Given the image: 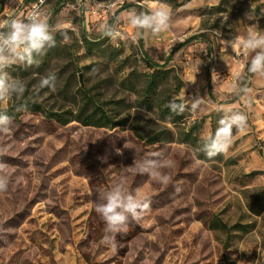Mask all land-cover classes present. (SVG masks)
<instances>
[{"label": "rangeland", "instance_id": "obj_1", "mask_svg": "<svg viewBox=\"0 0 264 264\" xmlns=\"http://www.w3.org/2000/svg\"><path fill=\"white\" fill-rule=\"evenodd\" d=\"M60 1L61 11L54 14ZM175 1H158L171 7V27L144 35L143 50L164 66L174 46L198 36L165 65L181 81L180 92L173 95L174 86L159 91L166 105L197 96L203 103L195 112L172 111L166 121L137 107L151 68L139 46V29L128 22L129 12L138 8L119 12L125 5L146 11L148 0H45L42 12L50 25H59L70 39L58 31L56 45L38 57V65L9 69L26 91L0 107L13 110L18 102H31L44 112L76 115L87 95L115 123H128L109 129L72 119L64 125L41 111H15L11 134H0V147L6 149L0 163L9 177L7 191L0 192V264H264V213L255 216L247 207L264 188V75L252 74L240 87L255 53L241 49L237 55L222 43L246 35L257 22L245 13L258 18L264 31V0ZM29 6L23 0H0V21L22 15ZM106 7L105 20L90 13ZM105 26L118 29L121 38L106 36ZM85 38L104 43L90 51ZM52 73L55 90L37 91L40 79ZM193 79L195 84L188 83ZM228 106L248 116L247 130L233 129L227 154L208 159L193 153L202 136L215 134L223 115L218 109ZM136 122L145 138L171 131L174 141H141L130 131ZM195 125L200 126L193 134L196 145L183 143ZM165 146L176 162L165 170L173 178L167 186L132 167L134 160ZM196 159L204 163L196 165ZM109 166L114 168L104 175ZM117 183L128 191L141 188L151 207L141 223L131 222L126 234L116 236L112 247L101 243L104 223L94 209L99 195ZM212 222L219 227L211 229ZM236 225L229 231L221 227Z\"/></svg>", "mask_w": 264, "mask_h": 264}, {"label": "clouds", "instance_id": "obj_2", "mask_svg": "<svg viewBox=\"0 0 264 264\" xmlns=\"http://www.w3.org/2000/svg\"><path fill=\"white\" fill-rule=\"evenodd\" d=\"M43 0H40V4ZM172 10L168 4H154L148 0L147 10L137 12L135 9L128 14V22L134 29L142 30L146 36L151 33L153 36L168 31L171 27ZM248 20H255L256 23L249 25L246 35L237 36L230 40H223L225 50L229 47L237 55L244 53H255L250 61L248 72L264 75V31L259 30L258 18L245 13ZM60 31L64 40L70 39L66 32L62 31L59 25H50L47 16L41 11L39 5L26 14L14 16L0 21V104L12 101L14 97H22L26 91L23 81L14 78L8 71L13 66H33L39 64L38 57L43 56L47 49L56 45L55 33ZM104 34L113 41L121 38L122 33L113 27L105 26ZM56 75L54 73L42 77L37 86V91L48 88L55 90ZM196 79L188 83L195 84ZM242 91H247L243 89ZM203 103L198 96L191 101L185 99L177 104L170 102L169 107L176 114L190 108L195 112ZM26 105H20L17 111L26 110ZM223 113L218 121L215 134L202 136V144L199 148L193 149V153H203L208 159L220 154H227L233 141V129L238 133H244L248 127V116L231 106L218 109ZM13 118L6 113L0 112V134L10 135ZM167 146L159 151L147 154L141 160H134L132 167L140 175H148L155 182L167 186L172 183V176L165 171L176 166L175 160L167 154ZM5 148L0 147V155L4 154ZM204 161L196 159L195 164L201 165ZM6 165L0 163V192L7 191L9 177L6 172ZM114 166L103 170L107 175ZM181 188L176 186V191ZM151 198L141 188L135 191H128L122 183H117L106 192L99 195L95 204V212L104 223V236L101 243L115 247L116 236L126 234L129 231V224L141 223L149 214Z\"/></svg>", "mask_w": 264, "mask_h": 264}, {"label": "trees", "instance_id": "obj_3", "mask_svg": "<svg viewBox=\"0 0 264 264\" xmlns=\"http://www.w3.org/2000/svg\"><path fill=\"white\" fill-rule=\"evenodd\" d=\"M158 1H171L176 5L175 0H158ZM24 4L31 5L33 0H23ZM62 2H58L56 5V8L54 10V14H57L61 11L62 8ZM133 7H137L139 10H141L140 7L134 6V5H125L122 8H120L119 11H124ZM2 7L0 8V13L2 12ZM27 9V8H26ZM25 9V10H26ZM24 10V11H25ZM198 36H191L184 40L183 42L177 44L173 47L171 50L170 55L166 58L164 66H160L159 64H156L151 61L149 55L147 52L143 50V39L142 34H140L139 37V46L141 49V52L143 54L144 59L149 63L151 72L144 75L143 80V87L142 91L139 94L141 98L138 100V108L140 110H143L147 113H157L158 116L166 121H170L172 115V109L169 107V105H166V103H163L161 100V94L159 89L162 86H174L173 95H176L181 90V81L176 77L172 76L171 70H166V66L171 61V55H173L175 52L179 51L180 49L184 48L185 46L189 45L193 41L197 40ZM85 44L88 47V50L92 51L93 48H100L102 47L104 40L99 41H90L87 38L84 40ZM252 76V73L248 72V75L242 80L241 86L242 87ZM245 88H242L240 90V95H244L245 91H242ZM177 104H180L181 102L178 100H174ZM20 105H26L27 108L24 111H32V112H43V116L48 120H54L56 123L60 124L63 123L64 125L67 123H70L73 119V121H76L80 124H82L85 127H96V128H109L114 129L118 126H124L127 124V120H123L122 122L115 123L112 118H110L106 111L102 108V106L95 105V103L92 101V99L86 95V99L84 101L83 106L79 109L76 115H73L72 112H66L62 114L58 113H48L44 112L39 106L32 104L31 102H18L13 110H7L2 109L0 107V112L6 113L7 115L11 116L14 121H17L18 115L15 113L17 111V108ZM23 111V110H22ZM69 116V118L67 117ZM175 123L177 120H173ZM172 122V124H174ZM138 122L131 124L130 131L133 133V135L138 138L141 141H144L148 144H155L158 142H165V143H172L174 141V134L171 131H162L157 132L154 135L150 136L149 138H145L143 134H141L140 130L141 127L137 126ZM200 128L199 125L193 126L181 139V141L185 144H189L192 146H195L197 143L196 138L193 136V134L198 131ZM248 211L255 215L260 216L262 213H264V188L260 189L255 195H253L249 201H248ZM211 229L219 227L215 222H212L210 225ZM224 230H234L239 228V225H236L232 228H227L226 226H221Z\"/></svg>", "mask_w": 264, "mask_h": 264}, {"label": "built area", "instance_id": "obj_4", "mask_svg": "<svg viewBox=\"0 0 264 264\" xmlns=\"http://www.w3.org/2000/svg\"><path fill=\"white\" fill-rule=\"evenodd\" d=\"M44 2H45V0H43V3L40 4V0H38V1L34 2V3H32L24 12H22V15L26 14L28 11H30L33 8L34 5H39V7H40V9L42 11ZM108 9H109L108 7L102 8V9L92 8L90 10V13L92 14L93 17L105 20L107 18Z\"/></svg>", "mask_w": 264, "mask_h": 264}, {"label": "crops", "instance_id": "obj_5", "mask_svg": "<svg viewBox=\"0 0 264 264\" xmlns=\"http://www.w3.org/2000/svg\"><path fill=\"white\" fill-rule=\"evenodd\" d=\"M130 9H132V8H130ZM130 9H127V10H130ZM124 11H126V10H124ZM138 11L140 12V10L138 9ZM119 12H122V11H119ZM140 34H142V39H143V47H144V34L142 33V30H139V37H140ZM138 40H139V38H138ZM191 44V43H190ZM189 44V45H190ZM188 46V45H187ZM186 47V46H185ZM173 49V48H172ZM171 49V50H172ZM183 49V48H182ZM181 50V49H180ZM179 50V51H180ZM178 52V51H177ZM176 53V52H175ZM172 56V55H171Z\"/></svg>", "mask_w": 264, "mask_h": 264}]
</instances>
